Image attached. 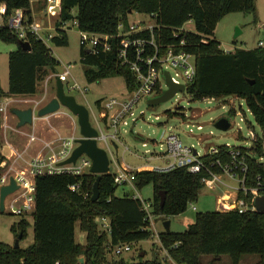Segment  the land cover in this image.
<instances>
[{"label": "trees", "instance_id": "trees-1", "mask_svg": "<svg viewBox=\"0 0 264 264\" xmlns=\"http://www.w3.org/2000/svg\"><path fill=\"white\" fill-rule=\"evenodd\" d=\"M34 2L36 5L31 0H0V4L6 6L7 15L22 8L29 20L33 19L35 11L45 7L43 0ZM132 11L154 15L159 25L155 39L161 47L184 40L181 48L195 57V76L185 90L193 100L235 96L245 101L261 128V136L257 135V140L252 142L250 152L249 148L241 147L249 166L245 184L252 185L258 173L264 174V163L257 161V157H264V46L226 52L214 37V30L229 12H254L255 0H60L55 21L57 34L50 42L67 44L64 26L72 19H76L79 30L114 35L119 23L128 26V15ZM188 21L193 22V31L181 29ZM173 31L179 34L173 36ZM0 39L17 43V48L8 53V96L32 95L49 70L57 72L59 62L41 39L28 35L30 49L24 50L19 45L21 40L7 25L0 27ZM111 43L110 50L98 53L85 52L81 47V60L88 65L84 75L88 81L122 76L126 88L132 90L136 86L134 76L117 57V39H112ZM2 93L0 83V97ZM101 102L97 100V106ZM166 114L171 116L176 112L167 110ZM219 148L218 156L223 162L229 161L228 146L219 145ZM4 159L0 151V164ZM213 170L221 172L218 167ZM99 175L96 201L91 200V195L98 174L38 175L34 209L30 213L33 242L26 247H14L0 241V264H211L212 261L202 260L203 255H211L213 260L228 255L230 264H239L244 254H257L258 264H264V212L237 209L197 212L184 231L159 232L161 245L174 262L157 257L139 261L108 260L107 253L116 245L147 239L152 231L140 200L129 191L117 196L113 174ZM206 176L205 171L191 173L184 167L168 171L146 169L135 171L133 184L140 187L151 182L152 212L166 217L184 212L188 204L197 199L204 186L202 178ZM76 183L79 190H71L70 185ZM239 196H244L241 191ZM21 215L10 226L15 239L21 234L19 241L25 238L29 225L28 218ZM96 217H106L109 230L102 229L95 222ZM77 225L84 233L83 242L77 240Z\"/></svg>", "mask_w": 264, "mask_h": 264}, {"label": "rangeland", "instance_id": "rangeland-1", "mask_svg": "<svg viewBox=\"0 0 264 264\" xmlns=\"http://www.w3.org/2000/svg\"><path fill=\"white\" fill-rule=\"evenodd\" d=\"M33 5H36V2H33ZM72 12L75 13L76 9H73ZM34 18L42 23L44 27L42 31L43 35L47 33L52 35L57 34L55 21L58 15L50 12L48 9L46 10V4L43 9L35 11ZM146 20H148V16L144 13L132 11L128 15V22L131 23ZM64 28L67 44L55 45L50 41L47 44L52 49L53 56L59 62L56 66L57 72H62L65 65L71 64V74L74 80H71L68 85H63L64 91L67 94L73 95L78 103L85 105L90 112L91 118L92 113L97 115L99 111L96 104L97 100L100 99L104 102L110 97L124 99L128 96L129 91L126 88L124 78L118 75L88 81L84 75V70L88 65L81 60L79 28L73 20L66 22ZM182 28L193 31L194 24L192 21H188ZM214 37L220 42L221 49L226 52L233 51L236 48L251 49L257 47L259 41L264 42V0H255L254 12L233 11L225 14L216 25ZM16 48V42L8 43L0 39V83L3 90L0 97V105H5V111L0 112V122H2L3 115L6 114L10 127L23 130L28 134L34 132L38 137L50 139L56 132L51 130L46 119H38L35 130H31L29 123L20 127L17 126L18 119L12 111L22 104L30 105L32 108L34 105L33 100L38 99L40 102L36 107L40 108L53 98L56 92L55 73L49 70L46 78L38 82L36 92L27 96L28 99H33L32 101H26L27 99L20 95H12L9 96L11 97L10 99H7L9 87L8 53ZM74 81L80 87L86 88V91L81 93L79 89H69V85ZM32 109H35V106ZM35 110L36 112L38 111V109ZM167 110L176 112V114L168 116L166 114ZM141 111L144 112L142 117L139 116ZM134 112L136 116H139L136 122H130L129 126H127V132L123 134L121 143H118L117 146L111 145L114 158L129 166L133 171L138 170L143 165H165V159L158 158L155 153L146 154V156L151 157L147 160L141 156H143V152L146 149L151 152L160 151L159 143L169 132L177 134L184 144H193L201 154L209 146L224 144L233 147H249L248 150L250 152L253 138L249 135V131L252 130L258 136H261V128L247 108L245 101L235 96L193 100L184 90L178 91L169 99L154 105H149L147 99H142L134 106ZM155 116H158V118ZM49 118H51L52 124L60 131L61 135H66L74 131L75 135L80 136L77 117L66 106L61 105L57 112L53 113ZM220 118H226L230 123V126L226 130L215 127V122ZM197 124H201L202 129H197ZM190 127L192 128L191 134L188 133ZM8 131H11V129ZM4 133L2 126H0V145L4 141ZM19 135L20 137H26L22 133ZM198 138L203 140L204 145H197ZM39 140H34L33 144L37 141L40 145L41 140ZM143 142L147 145L142 146ZM99 145H101L100 142ZM262 146L264 149V142ZM3 170L4 168H1L0 173ZM110 170H115L113 164H111ZM237 187V179L230 178L226 174H221L219 180L214 183L212 188L204 185L199 190L197 199L189 203L184 212L166 217L154 215L152 221L149 223L152 231L149 238L130 243V250L123 251L121 254H115L113 251H109L107 253V259L116 260L122 258L126 261L150 260L155 257L162 259L164 257V251L158 233L164 230V221L169 220V229L171 231H184L188 223L194 221L197 212L219 209L217 198L224 192L233 193ZM126 191H133L142 200L151 201L153 197V185L151 182L143 184L140 187H135L134 184L119 185L117 186L115 194L122 196ZM10 199V196L6 197L7 206L3 211H0V241L14 245L15 237L10 226L19 220L20 215L10 212L8 207ZM21 216H26L29 220V225L26 228V236L19 241L21 247H26L33 242L32 219L29 213L22 214ZM94 220L99 224L97 217ZM76 232L77 240L83 242L84 233L80 231L78 225ZM141 252H144L143 255H141ZM202 260L204 262L212 261L211 264H230L228 255H222L219 259L214 260L211 255H203ZM258 261L259 256L257 254H244L239 264H258Z\"/></svg>", "mask_w": 264, "mask_h": 264}, {"label": "built area", "instance_id": "built-area-1", "mask_svg": "<svg viewBox=\"0 0 264 264\" xmlns=\"http://www.w3.org/2000/svg\"><path fill=\"white\" fill-rule=\"evenodd\" d=\"M34 1L37 0H31L32 3ZM43 1L46 4V10L48 9L50 12L56 14L59 13L60 0ZM6 11L5 4L1 3L0 27L7 25L21 41H28V35H33L48 45L47 42L50 41L53 35L50 33L43 35L42 31L44 27L39 20H36L34 17L32 20H29L22 8L12 10L9 15L6 14ZM72 20L77 24L76 19ZM158 26L154 15H148V20L138 21L137 23L129 22L127 27L119 23L117 32L114 35L79 30L81 47L84 50H89L88 53H98L99 50H110L112 48L111 40L117 39V57L122 64L128 66L136 82V86L132 90H128L129 94L126 98L110 97L104 102L102 100L100 106H97L99 110L97 115L92 113V121L90 112L88 111L89 122L97 131L94 139L97 145L107 152L109 160L108 172L113 174L114 184L117 186L133 184L135 171L146 169L168 171L173 168L184 167L191 173L205 171L208 176L203 177L202 182L204 185L212 188L214 183L219 180L220 175L226 174L230 178L237 179L238 187L233 193L224 192L217 198L219 209L223 211L237 209L239 212L255 211L254 198L257 195L264 194V174L258 173L252 185L245 184L249 166L241 154L242 146L233 147L224 144L229 148L228 154L230 155V160L223 162L218 156L220 152L219 146H209L201 154L193 144H184L177 134L169 132L159 143L160 151L151 152L146 149L143 152V156H141L147 160L151 157L146 156V154L155 153L158 158L165 159L164 166L143 165L138 170L133 171L129 166L114 158L111 145L117 146L118 143H121V138L127 132V126H129L130 122L134 123L139 116L142 117L144 115V112L141 111L139 116H136L134 106L140 100L159 95L167 88L165 72L169 74L171 82L183 84L184 90H186L188 84L195 76V57L180 46L184 43V40H181L179 44L169 43L161 47L155 39V29L159 28ZM178 34L179 32L177 31H173L172 33L173 36H177ZM258 46H264V42L259 41ZM57 77L60 78L63 85H68L71 80H74L71 74V64L65 65L62 72H56L55 78ZM75 88L79 89L81 93L86 91V88L80 87L76 81L69 85V89ZM4 111L5 105L1 104L0 112ZM155 117L158 118V116ZM6 119L7 116L4 114L2 122H0V126H2L4 132L8 127ZM196 128L202 129V125L197 124ZM188 133H192L191 127L188 129ZM249 135L255 141L257 134L250 130ZM79 137H81V134L77 136L74 131L66 135L56 132L50 139L38 137L34 132H31L29 134V141L41 140H39L41 144L35 155L28 160H24L22 152L12 150L10 156L5 157L0 164V168H4L0 174V187L9 184L10 178H13L17 184V188L7 195L11 197L8 203L10 212L20 215L30 214L33 211L36 190L35 182L38 175H82L90 173L92 160L85 153L80 154L74 162H66L78 145L77 139ZM99 142L101 145H99ZM146 145L145 142L142 143V146ZM197 145H204L201 138H198ZM207 158H210V160L207 161ZM8 160H11V162H8ZM20 160H24L25 164L17 166ZM257 161L264 163V157H257ZM111 164L115 166V170L113 171L110 170ZM213 167H218L221 172H215ZM79 187V183L70 185V189L74 191L79 190ZM240 191L244 196H239ZM132 196L140 200L141 208L144 210L149 222H151L154 216L151 201L142 200L134 192ZM6 206L5 198V208ZM97 220L102 229L109 230V221L106 217H98ZM162 249L164 251V260L174 262L167 250L164 247ZM129 250L130 244L128 243L118 244L113 248L115 254H121L123 251Z\"/></svg>", "mask_w": 264, "mask_h": 264}, {"label": "water", "instance_id": "water-1", "mask_svg": "<svg viewBox=\"0 0 264 264\" xmlns=\"http://www.w3.org/2000/svg\"><path fill=\"white\" fill-rule=\"evenodd\" d=\"M19 45L24 50L30 49V44L28 41H19ZM85 52H89V50H85ZM165 78L167 83V88L163 90V92L154 97L148 98L147 103L149 105L158 104L164 100L169 99L178 91H184L183 84H175L171 82L169 74L165 72ZM56 92L55 96L51 98L45 105L40 107L37 111L38 116H46L48 114H52L56 112L61 105L66 106L75 116L77 117V122L80 128L81 137L77 139L78 145L73 150L70 157L66 160V162H74L76 158L82 154H87L92 160V164L90 167V173L98 174L95 178L92 187V195L91 200L96 201L99 197V180L100 175L108 172V156L105 149L99 147L94 139L97 131L93 128L89 122V113L88 109L85 105L80 104L76 101L73 95L67 94L64 91L63 83L59 77L56 78ZM15 116L18 118L17 126H23L26 123L31 124L33 119V109L28 107L25 109L14 108L12 111ZM230 126V123L226 118H220L215 122V127L226 130ZM17 188V184L13 178H10V183L2 185L0 187V211H3L5 208V198L7 195L12 193ZM130 195H133V191H130ZM163 200V193L161 194V203ZM255 209L258 212H264V194L257 195L254 198ZM164 230H170V222L166 220L163 222ZM19 238H21V234L15 239L14 247L19 246ZM143 255V252L141 253ZM80 262H83V258H79Z\"/></svg>", "mask_w": 264, "mask_h": 264}, {"label": "crops", "instance_id": "crops-1", "mask_svg": "<svg viewBox=\"0 0 264 264\" xmlns=\"http://www.w3.org/2000/svg\"><path fill=\"white\" fill-rule=\"evenodd\" d=\"M20 96H22L23 98L25 97L27 99L26 101H32L33 100V99H28L27 98V96H30V95H20ZM10 98L11 97H9V96L7 97V99H10ZM33 101H34V103H33L34 105H33L32 108H34V106H35V109H39V107H36V106L39 104L40 100L38 99V100H33ZM28 107L31 108L30 105L22 104L20 106H17L16 108L25 109V108H28ZM35 109H33V119H32V123L30 124L31 125V130L32 129L35 130V127H36L38 119H46V122L49 123L51 130L60 133V131L52 124V122L50 120L51 118H49V117H51L53 115V113L51 115L48 114L46 116H38ZM7 121H8V118L6 119V123H7L8 127H7V129H6L5 133H4V136H3L4 137V139H3L4 141H3L2 145H0L1 153L6 157V156H10V154H11V152L13 150V151H16V152H22L24 160L30 159L33 155H35L37 153L40 145L38 144L37 141H35L34 144H33V141L32 142L29 141V134L30 133L28 134V133L24 132L23 130H20V129L17 130V129H14V128L10 127V125L8 124ZM9 129H11V131H8ZM7 132H8V135H7ZM21 133H22V135H25L26 137L25 138L24 137H20L19 134H21ZM15 136H17V137H15ZM24 160H20L17 163V166H22L23 164H25ZM8 162H11V160H8Z\"/></svg>", "mask_w": 264, "mask_h": 264}]
</instances>
